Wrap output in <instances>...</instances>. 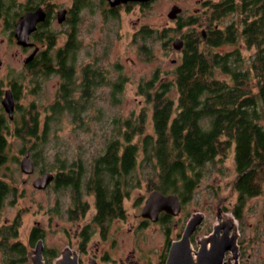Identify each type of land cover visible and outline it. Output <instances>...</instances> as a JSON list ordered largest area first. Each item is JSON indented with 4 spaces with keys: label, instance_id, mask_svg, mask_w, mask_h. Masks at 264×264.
<instances>
[{
    "label": "trees",
    "instance_id": "obj_1",
    "mask_svg": "<svg viewBox=\"0 0 264 264\" xmlns=\"http://www.w3.org/2000/svg\"><path fill=\"white\" fill-rule=\"evenodd\" d=\"M223 4L221 10H234L232 1ZM81 5V0L75 1L76 7ZM238 7L242 14L240 38L248 48H254L253 53L245 56L239 49L213 51L236 41L238 34L231 26L225 31H210L209 36L203 38L192 30L195 23L192 17L178 21L177 29L186 26L187 31L182 35L184 45L180 61L174 65L171 76L160 80L156 70L137 87V94L151 106L152 132L146 130L148 121L144 108L117 118L114 121L117 131L106 141L103 153L91 162L89 171L83 170L82 162L74 159L79 161L75 165L78 172L72 171L67 178L63 172L66 165L63 160H57L56 185L71 186V191L78 193V184L83 185V192L95 195L99 216L103 218L114 213L109 209L117 207L121 193L139 183L134 173L138 162L155 166L157 174L153 176L158 181L157 190L172 192L179 188L188 192L198 180L201 168L216 157L223 159L233 145L237 173L233 187L237 196L232 212L241 219L246 201L257 195L264 196V127L260 123L264 114V0H242ZM22 9L17 0H0V17L4 18L6 30L12 32L16 16ZM69 22L73 27L75 21ZM44 26L47 48L41 49L27 68L43 76L57 74L60 82L42 127L37 112L32 114L30 109L28 123L24 119L12 132L20 138L44 137L49 133L46 121L50 117L57 121L63 112H67L73 122H83L81 112L90 106L92 90L105 82L101 69L90 63L81 67L80 77L75 76L79 43L71 32L64 45L56 48L54 56L49 55L48 48L55 44V34ZM37 34L38 31L34 34L36 39ZM153 35H156L153 30L145 27L135 34L141 41ZM162 35L164 33L158 36ZM215 72L229 76L231 82L218 78ZM253 78L257 80L256 90L248 86ZM120 85L116 82L112 86L113 100ZM9 87L16 101L20 84L11 80ZM1 93L0 85V96ZM11 122H15V117L12 120L4 117V131L0 133V159L4 163ZM40 129L41 134H38Z\"/></svg>",
    "mask_w": 264,
    "mask_h": 264
},
{
    "label": "rangeland",
    "instance_id": "obj_2",
    "mask_svg": "<svg viewBox=\"0 0 264 264\" xmlns=\"http://www.w3.org/2000/svg\"><path fill=\"white\" fill-rule=\"evenodd\" d=\"M206 1L151 0L143 6L132 3L129 4L130 6L117 9V16L112 17L107 12L105 0H85L84 7L75 8L78 10V15L77 19L73 20L75 22L72 27L68 20L59 23L56 17L59 10L68 9L75 0H50L49 7H51L53 17L47 28L51 34H55V44L48 48V54L53 57L56 48L64 45L68 33L71 32L74 38L76 36V42L79 43L76 51L75 76L80 77L81 67L90 63L94 68L101 69L105 82L92 90L91 104L88 109L81 112L83 122H73L72 117L67 112H63L58 116L57 121H53L51 117L46 121L49 133H45V136H40V138L26 136L20 138L12 132L16 125H22L24 119L28 123L30 109L32 114L37 112L40 127H42L49 105L54 102L60 77L57 74L39 75L35 69L25 68L23 58L28 55L29 50L17 46L11 30H6L0 20V85L5 90L9 89L11 80H16L20 84L19 98L16 100L13 112L15 122L9 123L11 134L7 139L9 144L7 159L0 169V174L5 178H10L17 190L16 193L20 194L13 205L12 197H7L5 209L6 215L17 214L22 220L20 225L22 238L34 220L50 217L52 247L58 251L67 243L63 228L69 227L66 207L69 193L72 191L56 184L48 190H34L30 179L40 175V172L54 174L57 171V160H63V164H68L78 159L84 166L83 170L88 169L89 171L91 162L103 153L106 141L117 131L114 121L117 118L127 117L131 111L137 113L144 108L148 121L146 130L152 132L151 106L145 102L143 96L137 94L138 84L150 79L156 70L159 71L160 80L171 76L174 65L179 63L181 57V51L172 47L173 40L177 37L183 38L182 35L187 31L186 26L180 30L177 29L178 21H184L188 15L198 16L197 20H192V23H196V26L192 25V28L199 33L205 32V27L209 23L211 25L218 23L215 19L213 21L205 19L209 16L208 13H204ZM173 4L182 8L181 17L177 18L178 21L167 17ZM230 22V14H228L221 20L219 26L224 27ZM234 22H240L239 16ZM142 27L151 28L153 34L156 35L141 41L135 34ZM238 29L240 33L239 26ZM163 33L161 37L158 36ZM239 37L235 44L222 45L214 48L213 51L223 52L238 48L243 55L249 56L254 48H248L243 39ZM46 41L42 45L37 44L40 49L47 48ZM215 75L230 81L227 75L218 72H215ZM116 82L121 85L118 92H114L116 99L113 100L112 86ZM256 85L255 78L248 82V86L254 90H256ZM173 94L176 95V92L174 91ZM0 112H2L1 103ZM3 113L7 117V113L5 111ZM260 123L264 127V114ZM38 134H41L40 130ZM30 147L37 167L35 172L28 176L31 178L21 183L22 178L28 177L19 170V160L23 149ZM141 158L139 154L138 160L140 161ZM153 167L155 166L149 167L143 162L137 163L134 173L139 183L132 188L130 198L125 201L129 212H136L138 209L136 205L138 203L141 205L149 192L155 189L158 181L153 176L157 174ZM48 168L50 170H47ZM236 174L233 145L223 159L216 157L201 168L200 176L191 186L190 193L188 192L189 197L177 217L184 222L189 214L197 211L203 213L204 220L194 233L195 237L193 235V243L196 237L206 235L216 222L219 199H222L221 206L226 214L232 215L231 209L235 207L237 196L233 187ZM82 187L83 185H80V189ZM84 199L92 201L89 196ZM240 220L242 239L247 244L250 241L248 246L256 251L253 249L249 251L259 257L260 264H264V196L262 194L250 197L246 201ZM145 233V240H147L142 241L143 248H146L148 244L152 247L161 245L159 231L156 232L155 228H150Z\"/></svg>",
    "mask_w": 264,
    "mask_h": 264
},
{
    "label": "flooded vegetation",
    "instance_id": "obj_3",
    "mask_svg": "<svg viewBox=\"0 0 264 264\" xmlns=\"http://www.w3.org/2000/svg\"><path fill=\"white\" fill-rule=\"evenodd\" d=\"M149 1L146 2L127 1L111 7L108 1L105 0L107 4V10H108L107 12L112 17L117 16L116 12L122 6L125 7L130 6L129 4L132 3L143 6L146 5ZM228 1H232L233 3L232 8L234 7V10L233 11L221 10L224 6L223 2L226 3ZM17 2L22 5L23 9L16 16V20L14 24L19 19V17L27 11H35L37 8H41L45 14L44 21L38 22L36 25V29L33 32H31L29 35L28 41L32 43V45L30 46L23 47L16 43V40L14 38V27H13L12 35L15 40V43L21 49H26V50L28 49L29 50L28 55L33 51L34 47H38V50L33 56V58L27 63L23 62L25 68H27V65L31 63L35 59V57H37L38 55L37 53L41 50L40 46L37 44L42 45V42L47 40L46 33L44 31L45 29H42V26L45 25L44 27L48 30L47 28L48 23L49 21H51L53 17V12L51 10V7H49L50 0H32L31 2L28 0H17ZM241 2L242 0H219V1L207 0L205 2L206 11L204 13H208L209 16L205 19L208 21H213V19H215L218 23L215 22L213 25L209 23L205 27V32H200V33L198 32V33L201 36H203V38H205L209 36L210 31H215L216 29L220 31H225L229 26H231V28H234L236 30V34H238L239 37L240 33L238 32L239 30L238 26L240 27V32H241L242 24L239 22L235 23L232 20H236L237 16H239V20H240L242 14L238 6L241 4ZM81 4H82L81 6L84 7L85 0H81ZM25 5L26 6L28 5L29 8L27 9ZM74 5L75 2L68 9L63 8L66 10L64 20H68L69 22V20L77 19L78 10L74 11V9L78 7ZM173 5H177V4H173ZM178 7L180 8V12L176 14L175 18L173 19L169 18L167 13V17L170 20H177V18L179 19L181 17L180 15L182 13V8L180 6ZM228 14H230L231 22L229 24H226L224 27H220L219 23H221V20H223V18ZM69 15L71 16L70 18ZM190 17H192V20L198 19V16H192V15H188L186 19L188 20V18ZM0 20L4 22L3 17H0ZM207 23L208 22H206V24ZM192 25L196 26V23ZM192 30L194 31L195 29L192 28ZM37 31H38L37 34L38 39L34 37V34ZM238 37H236V40ZM177 38L181 39L183 43L181 49L178 50L181 51L184 45V40L181 37H177ZM235 43L236 41L233 43H227L226 45L235 44ZM233 50H230L229 52ZM27 69L29 70V68ZM5 90H3L2 88L0 103L4 96ZM9 90L11 91L10 87ZM15 104L16 101L14 100V109H15ZM3 111L5 110L2 106V112H0V133L2 134L4 131L3 120L4 117H6ZM7 118L9 119L8 115ZM26 154L28 159L32 162L33 165V171L29 174L23 173L20 168L21 159L24 158ZM1 156L2 154L0 155V157ZM21 159L19 160V170L27 177L31 176L35 172L37 167V163L34 159L31 147L23 149ZM78 162L77 160H72L68 164L64 163V165L66 166L63 172L67 176V178L72 171L78 172V168L75 167V165H78ZM3 164L4 162L0 159V169L3 166ZM80 164L81 163H79V165ZM47 170H50V168H48ZM44 173L46 172H40V175L36 176L34 179H30L31 186L33 187L34 190H38V191L48 190L51 187H53L54 184H56V171H55L54 174L52 172H49L53 175V178L44 188H37L36 186H34L35 180L38 177H41ZM29 178L31 177L22 178L21 183H25L26 180H29ZM13 184L14 183L12 180H10V178H5L4 175L0 174V264H34V261L36 260L37 262H39V264H54L55 260L61 258L65 260L64 261L65 264H166V258L171 243L175 240H178L181 237L184 226L190 215H192L189 214V216H187L184 222H182V220L177 218L178 215L182 212L184 202L189 197L188 192L190 191L191 186L188 189V192H186V189L180 190L179 188L178 190L172 192L170 191L161 192L156 188L152 189L149 192V194L152 191L156 190L164 195H169V194L176 195L181 206L180 211L177 215H173L165 210H160L156 219L153 220L150 217L142 215V209L146 203L149 194L143 200L141 205L140 203L136 205V208H138L137 211L131 213L128 211L125 201H127L130 198L132 189L131 188L126 189L125 193H121L120 199L116 203L117 207L112 208L114 207L112 206L109 209L114 213L110 212L108 216L102 218L99 216L95 195L91 192H83V187L82 189H80V184H78L77 190H79L80 193L74 191L69 193L68 204L66 207V211L68 214L67 222L69 224V227L63 228V232L65 233V239L67 240V243L64 246H62L60 250L57 251L52 247L50 240L52 233V226L50 225L51 223L50 217L49 218L44 217V218H40L39 220H34L31 226L28 228V230H26V234L22 238V236L20 235V225L22 224V220L20 219L19 215L17 214H13L12 216L6 215L5 205H6V201L8 200L7 197H12L11 203L13 205L16 202L15 200L17 196L20 195L16 193L17 190ZM67 188L71 191V186L67 185ZM86 196L91 197L92 201H88L84 199V197ZM221 204H222V199H219L217 202L216 222H217V214L221 215L222 218L226 214ZM234 209L235 208L231 209L232 215L230 216L234 218L238 231V238L236 240V245H237L236 261L238 264H260L259 257L255 256L254 253L249 251L250 249L251 250L253 249L251 246H248L250 241H248L247 244L244 242L245 240L242 239L241 220L234 216L232 212V210ZM47 224H48V230H47ZM150 228H155L156 232L159 231L161 233V241H160L161 245L152 247L149 246L148 244L146 248H143L141 244L142 241H144L146 238L145 232H148ZM197 229L189 237L191 242V248L193 251H196L198 249V245L196 244V241H194V243L192 242L193 235L197 231ZM211 230L208 231L206 235H208L211 232ZM254 257H257L258 259H255ZM230 258H232V252L229 250L225 251L221 264H226V263L229 264L234 262V259H230Z\"/></svg>",
    "mask_w": 264,
    "mask_h": 264
},
{
    "label": "water",
    "instance_id": "obj_4",
    "mask_svg": "<svg viewBox=\"0 0 264 264\" xmlns=\"http://www.w3.org/2000/svg\"><path fill=\"white\" fill-rule=\"evenodd\" d=\"M111 7L127 1H139L146 2L149 0H107ZM180 12V8L177 5H173L168 12L169 18H175L176 14ZM66 10L62 9L57 12V22L62 23L65 19ZM45 14L41 8H37L35 11H27L23 13L14 24V38L18 45L23 47L30 46L32 43L28 41L29 35L36 29L38 22L44 21ZM182 40L177 38L173 41L172 46L176 50H180L182 47ZM38 47H34L33 51L24 58L23 62H29ZM2 106L7 113L9 119L13 118L14 112V100L12 93L9 89L4 91L2 98ZM21 171L25 174H29L33 171L32 162L28 159L27 154L20 162ZM53 178V175L49 172L44 173L41 177H38L34 186L37 188H44ZM180 202L176 195L169 194L164 195L159 191H152L145 205L142 209V215L156 219L160 210H165L173 215H177L180 211ZM204 220V215L201 212H194L188 218L181 237L171 243L166 258V264H221L224 252L229 250L232 252V258L234 262L229 264H238L237 259V245L236 240L238 238L237 226L234 218L225 214L222 218L217 214V222L212 226V230L208 235L196 237L195 241L198 245V249L193 251L191 248L190 235L197 229ZM64 259L55 260L54 264H65ZM34 264L39 262L34 261ZM228 264V263H226Z\"/></svg>",
    "mask_w": 264,
    "mask_h": 264
}]
</instances>
